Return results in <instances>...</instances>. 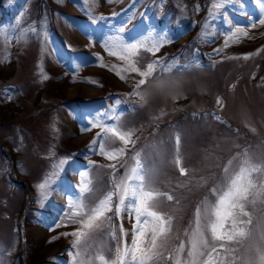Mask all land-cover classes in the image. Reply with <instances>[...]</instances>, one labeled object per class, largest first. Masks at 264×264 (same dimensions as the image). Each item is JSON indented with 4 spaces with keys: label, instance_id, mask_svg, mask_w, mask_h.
Instances as JSON below:
<instances>
[{
    "label": "rangeland",
    "instance_id": "1",
    "mask_svg": "<svg viewBox=\"0 0 264 264\" xmlns=\"http://www.w3.org/2000/svg\"><path fill=\"white\" fill-rule=\"evenodd\" d=\"M260 18V0H0V264L15 254L20 264H32L30 250L48 264H71L79 249L65 233L81 225L66 218L70 201L94 205L136 153L154 170V187L173 196L160 197L159 210L172 217L173 237L186 240L197 206L206 196L215 200L211 189L228 161L236 158L234 168L245 156L264 161ZM104 37L143 46L126 54L106 48ZM157 60L150 75L140 74ZM105 125L132 130L134 143L126 147L102 134L105 151L125 147L119 161L100 154L99 141L93 149ZM82 179L92 189L83 196ZM246 211L252 235L230 243L237 255L264 231V199ZM121 223L130 243L135 217L113 216L117 237ZM95 236L94 247L116 248L108 223ZM178 243L170 240L169 248Z\"/></svg>",
    "mask_w": 264,
    "mask_h": 264
},
{
    "label": "snow or ice",
    "instance_id": "2",
    "mask_svg": "<svg viewBox=\"0 0 264 264\" xmlns=\"http://www.w3.org/2000/svg\"><path fill=\"white\" fill-rule=\"evenodd\" d=\"M260 4L264 17V0H260ZM99 19L106 20L103 16ZM249 21L254 27L252 18H249ZM259 23L264 25V18H260ZM118 31L123 34L125 28L120 27ZM102 42L106 48L110 45L120 47L126 54H131L138 47L143 46V42L124 43L122 40L119 43L110 42L106 37L102 38ZM153 48L158 50V43H154ZM159 63V60L150 63L147 70L140 74L150 75L155 65ZM132 70L138 71L134 65ZM144 83L143 79L139 81V85ZM156 86L163 87V84L159 83ZM106 133H112L126 147L129 143H134L131 140L132 130L123 132L105 125L102 132L97 134L98 139L92 142L94 150L99 141V153L109 160L119 161L125 152V147L105 151L106 145L101 137ZM176 141L178 152L179 135ZM140 155V153L135 154L134 165L126 169L124 176L114 181V189L94 205H89L85 198L78 202L70 201L68 205L70 211L66 212V218L69 223L81 225L80 229L65 233L76 237L73 247L79 249L73 256L71 264H161L168 260L172 264H264V231L251 245L250 251L246 249L245 253L237 255V250L229 246L233 241L239 242L240 238H251L252 231L249 226L252 224V219L246 207L250 203H255L257 199H264V161L256 163L245 156L238 167L234 168L232 165L236 158L229 160L223 168V176L211 189V195L215 200H209L206 196L197 206L194 219L190 222L189 229L185 230L186 240H184L173 237L172 217L159 210L160 197L164 196L172 200L173 196L161 193L154 187V170L144 166ZM60 163H67V159H62ZM124 163L126 161L120 163V167H124ZM176 163H180L179 155L176 157ZM109 167L113 172L117 170L116 164ZM180 173L186 174V169L180 167ZM84 175L81 173L82 178ZM47 183L46 178L45 182L38 186L42 194H45L43 190ZM89 185L90 181L84 183L82 179L78 194L83 196L85 193H90L92 189ZM114 197L117 198L115 205ZM122 212L135 217L130 243L124 239L128 236V232L123 228L122 223L120 237H117L115 230L111 228L113 216L120 217ZM105 223L110 226L111 238L117 241L114 250L106 249L102 243L95 247L90 243L96 239L95 234ZM173 239L178 240L179 243L169 248V241ZM93 247L94 255H89L85 259V254ZM106 253L109 255L106 256ZM165 253L168 255L165 256Z\"/></svg>",
    "mask_w": 264,
    "mask_h": 264
},
{
    "label": "trees",
    "instance_id": "3",
    "mask_svg": "<svg viewBox=\"0 0 264 264\" xmlns=\"http://www.w3.org/2000/svg\"><path fill=\"white\" fill-rule=\"evenodd\" d=\"M148 1H149V0H148ZM165 7H166V6H165ZM170 20L173 21V18L171 17ZM154 21L156 22L155 19H154ZM156 23H158V22H156ZM187 44H188V43H185V44L183 45V47L186 46ZM192 49H195L196 52H198L200 55H202L201 52H200V50L197 48V46H196L195 48H192ZM156 58H157V57H156ZM159 58H160V57H159ZM17 184H18L20 187H24V186L21 184L20 180L18 181ZM34 253H35L34 251L30 250V256H28L27 254L25 255L26 258H29V257H30V258H29L30 260H31V258L34 257L35 261H33L32 264H48V263H50L49 261H40L39 259H37V257L35 256ZM20 257H21V259H22V256H21L20 254H15V255L13 256V258L11 259L10 264H20V260H19ZM168 261H169V260H168ZM31 262H32V260H31ZM28 264H29V263H28Z\"/></svg>",
    "mask_w": 264,
    "mask_h": 264
}]
</instances>
